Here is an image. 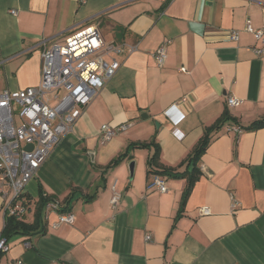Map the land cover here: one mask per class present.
Wrapping results in <instances>:
<instances>
[{"label": "crops", "instance_id": "0c3cea01", "mask_svg": "<svg viewBox=\"0 0 264 264\" xmlns=\"http://www.w3.org/2000/svg\"><path fill=\"white\" fill-rule=\"evenodd\" d=\"M91 24L108 43L136 49L117 56V73L26 187L29 222L41 194L50 198L46 233L9 239L0 264H264V127L244 128L264 117V56L250 49L260 41L246 30L264 28V0H0V90L39 85L43 51ZM232 30L239 40H228ZM163 45L160 67L154 53ZM229 96L243 101L230 106ZM226 110L231 118L214 132L181 212L188 179L149 172L151 142L164 165L178 167ZM123 123L124 132L103 138V124ZM138 142L150 145L108 167ZM3 203L0 194V235ZM63 207L75 220L54 228Z\"/></svg>", "mask_w": 264, "mask_h": 264}, {"label": "built area", "instance_id": "2783aa9c", "mask_svg": "<svg viewBox=\"0 0 264 264\" xmlns=\"http://www.w3.org/2000/svg\"><path fill=\"white\" fill-rule=\"evenodd\" d=\"M13 14L17 10H11ZM246 30L253 33L260 45L250 49L264 56V28L252 24ZM240 33L232 30L228 40H239ZM125 44L108 43L99 24L86 26L61 41L52 43L42 53V80L37 86L18 90H0V194L4 198L1 211L5 221L9 216H23L26 206L20 202L29 181L34 178L47 160L62 136L72 131L83 110L94 99L99 89L111 79L121 67L118 55L135 51ZM154 56L158 66L167 60V48L159 47ZM66 93L62 95V92ZM243 100L229 96L230 106H237ZM167 115L170 109L165 112ZM184 116L174 120L179 123ZM128 128L127 123L117 126L103 124V138L110 140ZM241 132L240 126L233 127ZM32 144L33 149L27 147ZM154 183L161 192L168 190L166 181L156 176ZM111 205L117 206L121 193L112 186ZM49 202L48 207H58ZM233 209L237 207L234 201ZM203 214L209 209L201 208ZM75 214L61 212L54 228L73 223ZM147 240L151 238L148 235ZM25 248L32 247L29 238L23 239ZM12 243L0 235V254L11 250ZM19 264H24L19 261Z\"/></svg>", "mask_w": 264, "mask_h": 264}, {"label": "trees", "instance_id": "16d2710c", "mask_svg": "<svg viewBox=\"0 0 264 264\" xmlns=\"http://www.w3.org/2000/svg\"><path fill=\"white\" fill-rule=\"evenodd\" d=\"M231 116L226 110L219 118L218 121H216L213 125L207 126L205 128V132L203 136L199 139L197 144L194 146L192 151L189 153V155L181 162V164L178 167H171L166 166L161 161V148L156 144V140L154 139L151 142V145H155L156 149L155 152L149 156L148 158V168L149 172H152L156 175H168L172 177H187L188 183L186 186V189L184 191V195L181 201V212L184 209V206L196 184L198 179L201 176V169H200V162L202 155L205 153L207 148L209 147L214 132L222 128L224 123L230 119ZM264 127V117L252 122L250 125L244 127L245 129L252 130ZM242 128V127H241ZM150 144L146 143H132L129 145L127 150L123 153H121L118 157H116L114 160L111 161V163L108 165V167H113L115 165H118L122 160L126 159L129 156L131 148L135 147H146ZM183 165H186V170L181 171L179 170L180 167ZM191 167V169H190ZM21 200L24 202V205H27V201L25 200V196L21 197ZM50 200V198H46L41 194L39 200L36 203V212H35V219L33 222H29L25 220V215L23 216H9L6 219L5 227L3 229L2 235H5L9 239L17 236H33L37 234H44L46 233V226L44 223L43 218V210L46 203ZM62 212L68 211L67 207H63Z\"/></svg>", "mask_w": 264, "mask_h": 264}, {"label": "water", "instance_id": "95a60500", "mask_svg": "<svg viewBox=\"0 0 264 264\" xmlns=\"http://www.w3.org/2000/svg\"><path fill=\"white\" fill-rule=\"evenodd\" d=\"M144 117H145V115H143ZM28 149H33V145L32 144H30L28 147H27ZM133 165H134V162H131V164H130V168H131V172L133 173Z\"/></svg>", "mask_w": 264, "mask_h": 264}, {"label": "rangeland", "instance_id": "374dc122", "mask_svg": "<svg viewBox=\"0 0 264 264\" xmlns=\"http://www.w3.org/2000/svg\"><path fill=\"white\" fill-rule=\"evenodd\" d=\"M65 93H66V92H65V91H63V92H62V95H64ZM14 238H16V237H13V239H14Z\"/></svg>", "mask_w": 264, "mask_h": 264}]
</instances>
